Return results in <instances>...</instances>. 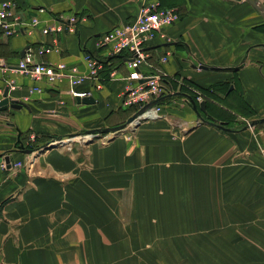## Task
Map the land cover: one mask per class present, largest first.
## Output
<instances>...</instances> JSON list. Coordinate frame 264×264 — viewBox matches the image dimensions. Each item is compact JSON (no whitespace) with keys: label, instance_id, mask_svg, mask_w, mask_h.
<instances>
[{"label":"crops","instance_id":"0c3cea01","mask_svg":"<svg viewBox=\"0 0 264 264\" xmlns=\"http://www.w3.org/2000/svg\"><path fill=\"white\" fill-rule=\"evenodd\" d=\"M2 1L45 23L84 15L76 33L58 35L61 53L43 57L82 73L83 51L104 59L96 38L143 5L158 1L180 18L146 47L141 66L164 73L173 90L159 103L161 117L106 142L68 139L119 127L135 113L122 105L120 57L102 90L75 88L91 91L92 105L74 103L66 81L0 73V86L14 83L9 100L29 108L0 112V157L11 165L0 164V264H264V126H249L264 118L262 13L247 0ZM40 7L46 12L34 11ZM28 42L51 45V37L0 36V57L15 65ZM191 58L219 71L194 67ZM188 96L204 99L208 123ZM50 137L60 146L44 147ZM19 142L32 152L18 150Z\"/></svg>","mask_w":264,"mask_h":264},{"label":"built area","instance_id":"2783aa9c","mask_svg":"<svg viewBox=\"0 0 264 264\" xmlns=\"http://www.w3.org/2000/svg\"><path fill=\"white\" fill-rule=\"evenodd\" d=\"M35 12H46L44 8H37ZM180 18L177 9L163 7L158 1H151L143 5L137 16L129 22L123 23L96 38V48L104 49V59L120 57L127 67V76L124 78L125 86L122 92V105L126 108H135L137 111L146 105L167 95H173L172 88L164 83L165 74L162 72L145 74L141 66L146 60V47L158 37L164 39L163 29L176 23ZM86 22L84 15L67 14L52 15L50 21L45 23L36 15L23 18L18 15L17 7L12 1L0 3V33L5 38L24 37L33 39L39 37H51V45L45 43L28 44L23 49V56L19 57L15 65H9L0 57V73H19L33 81L46 84H56L66 81L69 86L68 95L74 103L76 99L92 97L91 91H76L75 88L84 83H89L92 89L102 90L105 79L101 73L102 62L94 56L90 50H84L83 60L86 72L82 73L76 66H69L63 62H46L43 57L50 54H60L58 35L76 33L77 29ZM167 54V56H169ZM167 57L161 62H166ZM116 69L109 74V80L115 79ZM12 79L0 86V100L3 99L5 88L13 87ZM32 91H41L40 87L32 88ZM197 104L204 101L201 96L195 97ZM188 102V101H187ZM63 105V102H60ZM80 105V104H78ZM136 111V112H137ZM162 108L159 103L147 108L137 120H156L161 117ZM135 112V113H136ZM135 125V124H133ZM35 140L34 136L29 138ZM71 140V139H70ZM52 144V143H51ZM50 143L48 144V146Z\"/></svg>","mask_w":264,"mask_h":264},{"label":"water","instance_id":"95a60500","mask_svg":"<svg viewBox=\"0 0 264 264\" xmlns=\"http://www.w3.org/2000/svg\"><path fill=\"white\" fill-rule=\"evenodd\" d=\"M257 11H259L260 13H262V15L264 16V7L257 1V0H247ZM24 54V51H22L20 53V56L22 57ZM193 66L194 67H199L200 69H203V70H209V71H219V69L217 68H213V67H208V66H205V65H202L200 63H198L197 61H195L193 58L190 59ZM7 94H8V88H5L4 90V94H3V99L0 100V112L1 111H5L7 110L8 108H12V109H16V110H20L22 108H25L27 110H29L28 106L20 101H10L9 98L7 97ZM178 94V93H176ZM168 96H172V95H167V96H164V97H161L160 99L156 100V101H153L152 103L146 105L145 107H143L142 109H140L139 111H137L136 113H134L126 122V124L124 125H121L119 127H116V128H109L108 130H101V132H104V133H110V132H119V131H122L126 128L127 125H137L139 122H137V120L142 116L143 112L157 104V103H160L161 101H163L166 97ZM76 102L77 104H82V105H92L94 104L96 101L94 100L93 97H86V98H83V99H80V98H77L76 99ZM188 102L190 103V105L192 106L193 110L197 113V116L199 117V119L202 121V122H205V123H208L206 122V120H204L202 118V115L204 114H207L206 112V103L203 101L199 104H197L195 102V100L188 96ZM259 123H264V118L263 119H260V120H255V121H252L249 126L253 127V126H256L257 124ZM209 124H212V125H215L216 127L220 128V129H224L226 130L225 128V123H213V122H209ZM94 132H100V130H93L91 131V133H94ZM75 136V135H74ZM73 135L71 136V138L74 137ZM51 144V143H50ZM47 145H45L44 147H47ZM18 150L20 151H23L25 153H31L32 151L31 150H26L24 148V145L22 143L19 142V145L17 147ZM4 163V165L6 166V168H10V159H9V156H5V157H0V164Z\"/></svg>","mask_w":264,"mask_h":264},{"label":"rangeland","instance_id":"374dc122","mask_svg":"<svg viewBox=\"0 0 264 264\" xmlns=\"http://www.w3.org/2000/svg\"><path fill=\"white\" fill-rule=\"evenodd\" d=\"M124 124H126V123L124 122L123 125ZM260 124L261 123H259L257 125H260ZM101 126H102V128L101 129H98V130H100V132H94V133H91V131H88V132H80L79 134H73V136L75 135L73 138H71V136H72L71 135L68 140L71 139L70 142H73L75 144L78 143V142L79 143H82V144H87V143H90V142H93V141H99V140H102V142H106L107 139H108V137L109 138L110 137H114V136H117V135H121L123 133V132L104 133V132H101V130H108L109 127L107 128V126H104V125H101ZM263 126H264V124H263ZM131 127H134V126L133 125H129V129H132ZM88 136H90V139H89ZM82 137H85L84 139H87V140L86 141L84 140V142H83ZM75 138H77V139H75ZM51 142H52V144H50L47 147H50V146H52V147L60 146L58 141H56V142L51 141ZM64 143H67V142H64Z\"/></svg>","mask_w":264,"mask_h":264},{"label":"trees","instance_id":"16d2710c","mask_svg":"<svg viewBox=\"0 0 264 264\" xmlns=\"http://www.w3.org/2000/svg\"><path fill=\"white\" fill-rule=\"evenodd\" d=\"M0 36H1V33H0ZM114 59H116V56L110 57L109 61H106V59H99L102 62V64H103V70H102L101 75L105 79V81L107 80L108 74L114 69L113 63L111 64V61L114 60ZM136 111H137V109H135V108L132 110L133 113L136 112ZM203 117L207 121L210 120V118L207 117V115L203 114ZM260 126H263V124H260ZM54 139H55L54 137H50V139H48L49 142H47V144L50 143L51 141H54ZM31 148L33 150H36L34 146H32Z\"/></svg>","mask_w":264,"mask_h":264},{"label":"bare ground","instance_id":"6f19581e","mask_svg":"<svg viewBox=\"0 0 264 264\" xmlns=\"http://www.w3.org/2000/svg\"><path fill=\"white\" fill-rule=\"evenodd\" d=\"M89 137V139H90V136H88ZM85 137H82V139H83V142H84V140L86 141L87 139H84ZM75 139H77V138H75Z\"/></svg>","mask_w":264,"mask_h":264}]
</instances>
